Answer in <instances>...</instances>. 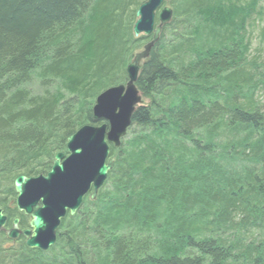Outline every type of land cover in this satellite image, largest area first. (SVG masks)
Here are the masks:
<instances>
[{
    "label": "trees",
    "instance_id": "1",
    "mask_svg": "<svg viewBox=\"0 0 264 264\" xmlns=\"http://www.w3.org/2000/svg\"><path fill=\"white\" fill-rule=\"evenodd\" d=\"M145 1L0 0V208L10 217L17 176L48 173L66 139L95 123L98 95L127 82L151 40L132 29ZM164 5L173 18L139 72L143 104L110 146L104 186L47 251L1 236L0 264H264V49L251 46L264 0Z\"/></svg>",
    "mask_w": 264,
    "mask_h": 264
},
{
    "label": "water",
    "instance_id": "2",
    "mask_svg": "<svg viewBox=\"0 0 264 264\" xmlns=\"http://www.w3.org/2000/svg\"><path fill=\"white\" fill-rule=\"evenodd\" d=\"M164 1L146 0L136 10L133 35L151 40L126 67L127 82L98 95L92 107L95 123L81 126L66 139V154L60 152L54 157L48 173L36 177L19 175L13 181L15 206L29 218V229L19 231L18 221L14 220L13 228L6 231V219L0 209V231L7 239L15 241L21 234L28 249L47 251L56 243L62 220L67 215L73 217L87 195L95 200L114 164L110 146H121L132 115L143 104L135 84L139 72L163 27L173 18L172 9Z\"/></svg>",
    "mask_w": 264,
    "mask_h": 264
},
{
    "label": "flooded vegetation",
    "instance_id": "3",
    "mask_svg": "<svg viewBox=\"0 0 264 264\" xmlns=\"http://www.w3.org/2000/svg\"><path fill=\"white\" fill-rule=\"evenodd\" d=\"M15 201H16V197H15ZM15 201L13 203V207H11V210L15 209L17 211V215H15L13 217H10L8 214L5 213V211H3L2 208H0L3 211V215L5 216V219H6V221H5L6 224L4 226V229L6 231L12 229L13 228L14 220H17L18 221V225H17L18 230L19 231L27 230V229H29V227H28V225H29V218L26 217V216H24V214L22 212H20L19 210L16 209ZM1 236H4L6 238V234L3 231H0V237ZM7 240H9V239H7ZM19 240L20 241H23V243H24V238H23V236L21 234L19 235V237L15 241L14 240H9V241L11 243H15V242H17Z\"/></svg>",
    "mask_w": 264,
    "mask_h": 264
},
{
    "label": "rangeland",
    "instance_id": "4",
    "mask_svg": "<svg viewBox=\"0 0 264 264\" xmlns=\"http://www.w3.org/2000/svg\"><path fill=\"white\" fill-rule=\"evenodd\" d=\"M264 23L261 25L257 24L256 26H254L253 31L251 32V35L253 36V40H252V50L253 49H259L262 48L264 49V43L262 45L259 44L260 41V31L263 28ZM29 88L31 89L32 93H40L43 91V89L35 82L32 83Z\"/></svg>",
    "mask_w": 264,
    "mask_h": 264
}]
</instances>
